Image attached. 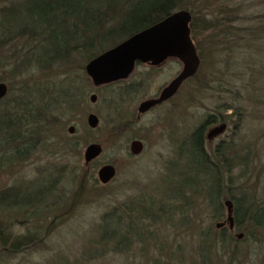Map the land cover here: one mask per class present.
<instances>
[{"label": "trees", "instance_id": "trees-1", "mask_svg": "<svg viewBox=\"0 0 264 264\" xmlns=\"http://www.w3.org/2000/svg\"><path fill=\"white\" fill-rule=\"evenodd\" d=\"M232 1L0 0V72H3L0 82L7 87L6 96L0 100V137H4V145L12 147V152L16 154L13 161L16 163L25 162L32 148L42 146L41 140L50 142L49 131L54 129L57 138H63L57 126L55 110L58 107L69 110L71 102L76 105L84 98L85 91L76 85L75 80L76 75L81 73L87 81L83 71L86 62L175 11L186 10L190 14L188 35L199 65L202 58L213 59L220 54L224 67L233 60V106L220 105L212 109V114L194 127L186 139L189 141V154L198 158L197 165L190 163L188 167L198 166L203 183L209 188L200 201L204 202L205 210L210 215V226L202 231L189 218V212L194 210V213L198 204L193 207L181 204L166 212L163 206L148 203L144 194L140 197L133 195L100 217L95 236L87 241L88 247L78 251L75 258H51L43 264H103L109 261L117 264L118 259L125 257L127 260H137L134 253L145 264H176L177 261L172 262L173 254L163 252V248L172 246L167 241L162 244L155 241L150 247L151 251H131L132 246H142L144 236L161 235L160 232L175 227L176 224L167 223L168 217L175 216L179 218L176 223L181 222L185 226L179 229L186 230L188 223L195 228L193 236L197 240L198 251L205 253L209 248L216 259L215 249L218 248L228 254V264H232L235 255L241 253L237 251L240 240L236 236L232 237L233 232H240L245 238L248 235L251 242L259 239L253 235L255 233L264 236V113L257 118L256 129L259 130L252 136L253 140L245 137L238 139L239 143L234 140L244 130L246 118L264 112V8L245 14L241 5H230ZM262 2L264 4V0ZM76 56L83 57L82 63H75ZM32 79L40 81H33L31 87L26 86ZM189 80L195 86L202 87L197 70L185 82ZM15 83L16 88H13ZM121 83L107 86L116 87L115 107L128 93L127 89L123 91L125 94L121 93L120 90L124 89L118 86ZM225 91L230 92L228 89ZM227 111L230 113L226 114ZM132 124L129 119L117 124L116 128L109 131L108 138L117 137ZM215 124L232 127V153V143L226 146L220 143L208 148V151L205 148L209 145L203 142V131ZM24 126L28 127L26 138L15 135L14 131ZM67 139L60 140L59 146L63 150L59 149V152L75 154L76 147ZM21 141L27 142L24 151L15 147ZM32 141L34 145L26 148ZM88 164L83 162V168L87 169ZM232 165L233 170H236V174L233 173V185L232 178L228 176ZM222 173L227 175L225 181ZM57 178L51 182V188L57 185ZM38 179L24 186H12L0 191V209L16 210L21 207L22 214H26L37 226L32 232L26 231L25 235L10 238L2 227L3 223H0V264H8L17 254H20L19 263L35 255L38 251L29 250L35 242H42L41 233L47 234L55 223L54 219L57 220V216H54L42 232L48 214L45 212L36 223L33 220L38 211L34 203L36 200L26 197L19 202L16 199ZM12 195L14 202L9 204ZM176 197L183 202L187 200L178 193ZM225 200L231 203L232 231L226 226L215 229L211 225L224 216ZM48 205L44 206L45 210L51 208ZM147 224L156 229L146 231L144 225ZM206 239L212 240L209 247L202 244ZM180 248L177 245L173 249L179 253ZM202 255L203 263L212 261L206 254ZM240 256L244 257L245 252ZM259 261L264 263V259Z\"/></svg>", "mask_w": 264, "mask_h": 264}, {"label": "rangeland", "instance_id": "rangeland-1", "mask_svg": "<svg viewBox=\"0 0 264 264\" xmlns=\"http://www.w3.org/2000/svg\"><path fill=\"white\" fill-rule=\"evenodd\" d=\"M262 1L233 0L230 5H241L245 14H250L263 10ZM215 57L213 59L202 58L197 68V77L201 81L202 87L195 86L190 80L185 82L168 103L141 116L137 122L129 128H124L115 138H108L109 131L116 128L119 123L128 119L132 120L136 114L137 105L142 100L152 98L163 85L177 74L180 66L176 61L168 60L157 69H149L142 65L136 66L131 76L118 85L124 88L120 90L122 94H125L123 92L125 89L128 93L116 104V107L114 103L116 87H102L93 90L91 86L89 88L88 80L85 81L78 70L80 74L76 75L75 83L85 91L84 98L76 105L71 102L69 110L59 107L55 110L57 126L61 129L63 138L58 137L47 143L44 139L41 140L42 146L32 148L30 156L25 162L16 163L13 161L16 157L10 153L12 147L4 145L5 140L1 142L4 137H1L0 191L12 186H24L39 178L37 183L27 188L26 193L21 192L18 196L15 195L16 199L19 202L25 200L26 197L36 200L34 203L38 211L37 217L33 218L36 223L45 215V212L48 214V220L43 224L42 232L48 222L57 216L50 231L47 234L41 233L42 242H35L29 250L38 251L35 255L26 257L19 263L20 254H17L15 259L8 264H31L34 262L43 264L51 258H63V256L75 258L78 251L88 247L87 241L95 236L94 232L100 217L133 195L140 197L141 194H144L148 203L153 202L156 205H161L166 212L167 209L181 204H185L187 207L198 204L194 213V210H191V213L189 210L187 211L189 218L194 220L202 231L210 226V215L205 210L204 202L200 201L209 188L203 183L204 179L201 178L198 166L188 167L190 163L197 165L198 158L189 154V141L186 139L194 127L207 115L212 114V109H216L220 105L233 106V60L224 67L220 60L221 54ZM74 60L75 63L80 64L83 57L76 56ZM1 73L3 72H0V75H2ZM36 80L39 79L28 81L26 86L31 87V83ZM13 88H16V83ZM226 89L230 92L226 93ZM92 93L95 95V100L90 103L88 97ZM229 113V111L226 112V114ZM263 113L246 118L244 130L234 139L236 143H239L238 139L242 137L253 140L252 136L259 130V128L256 129L257 118L261 117ZM88 114L95 115L98 120L94 129H90L86 125L85 118ZM218 125L220 124L209 125L204 129L203 142L205 145H209L205 148L208 151V148H212L214 145L221 143L222 146H226L232 143L230 146V153H232L233 135H231L232 127L230 125H226L221 134L210 140L205 139L207 131ZM68 126L74 128L72 135L66 132ZM64 138H68L74 144L75 154L59 152L63 148L59 146L61 145L59 142ZM133 139L142 143V150L137 156L128 154L127 146ZM91 144H98L100 152L89 162L87 169H84L82 155L85 148ZM33 145L34 141L30 142L26 148ZM104 164L114 167L115 176L102 187L96 181L95 174L96 170ZM233 173L235 175L236 170H233L232 165L228 175L232 178V185ZM222 174L225 181L227 175ZM56 177H58L55 183L57 185L51 188V182ZM177 193L187 200L185 202L179 200L176 197ZM11 198L13 199H10L9 204L14 202L13 195ZM46 204H49L48 206L51 208L45 210ZM20 208H17L18 210L0 209V223H3L2 227L10 238L14 235H25L26 231L32 232L33 228H37L26 214H22L23 211ZM224 218L225 214L217 223L223 222ZM177 221L179 218L176 216L168 217L167 223L176 224L175 227L160 232L161 235L144 236L141 241L142 246L140 247L138 244L132 246L131 251H151L150 247L152 248L155 241L161 244L167 241L172 246L167 249L163 248V252L173 254L172 262L177 261L176 264H205L200 257L203 256L202 254H206L212 260L209 264H228V254L222 253L218 248L215 249L216 259L209 248L205 253L198 251L197 240L193 236L195 228L188 223L186 230L185 228L179 229L185 226H182L181 222L176 223ZM215 224H211L212 228H215ZM144 227L148 232L156 229L155 226L148 227V224ZM238 234L240 232H233L232 237ZM253 235L259 238L258 241L251 242L248 235L246 238L241 235L237 251L245 252V256H240L241 253L235 255L232 264H264L259 261L264 259V236L261 233ZM33 238L36 237L33 236ZM211 241V239H206L202 244L208 246ZM177 245L181 246L179 253L173 249ZM134 255L137 260H133V258L127 260L125 257V259H118L117 264L120 262L122 264H145L138 254L134 253ZM103 264L114 263L109 261Z\"/></svg>", "mask_w": 264, "mask_h": 264}, {"label": "water", "instance_id": "water-1", "mask_svg": "<svg viewBox=\"0 0 264 264\" xmlns=\"http://www.w3.org/2000/svg\"><path fill=\"white\" fill-rule=\"evenodd\" d=\"M189 21L190 14L186 10H178L169 14L157 23L131 35L89 60L84 66L86 77L96 88L126 79L136 63L156 67L167 59H173L180 64L177 74L161 88L156 97L140 102L136 113H142L160 104L174 96L180 85L193 76L198 68L199 60L188 35ZM6 94L7 87L3 82H0V100ZM88 100L93 103L95 95L90 94ZM85 121L88 128L94 129L98 120L95 115L88 114ZM224 129V124L212 127L207 131L205 139L210 140L221 134ZM66 132L71 135L74 128L68 126ZM141 149L142 145L139 141L133 140L128 144V151L132 156H136ZM99 152L98 144L87 146L82 155L83 162L89 163ZM95 175L96 181L105 185L114 178L115 170L112 165L104 164L96 170ZM223 205L225 208L224 221L216 223L214 227L219 229L226 224L228 229H232L231 203L225 200ZM240 237V234L236 236L237 239Z\"/></svg>", "mask_w": 264, "mask_h": 264}, {"label": "flooded vegetation", "instance_id": "flooded-vegetation-1", "mask_svg": "<svg viewBox=\"0 0 264 264\" xmlns=\"http://www.w3.org/2000/svg\"><path fill=\"white\" fill-rule=\"evenodd\" d=\"M168 60H172V61H175V60H173V59H167V60H165L164 62H162L160 65H158V66H156V67H151V66H148L147 64H140V63H136V64H134V67H133V69H132V71H131V73L128 75V77L126 78V79H124V80H120V81H116V82H112V83H110V84H107V85H102V86H99V87H93L92 85H91V83H90V81H89V79L87 78V80L89 81V85L91 86V88L93 89V90H97V89H99V88H102V87H107V86H109V85H114V84H116V83H118V82H124V81H126L130 76H131V74L133 73V71H134V68L136 67V66H138V65H142V66H144V67H147V68H149V69H157V68H159L160 66H162L166 61H168ZM177 62V61H176ZM178 63V62H177ZM179 64V63H178ZM179 66H180V64H179ZM85 74V73H84ZM86 76V75H85ZM175 76V75H174ZM171 80V79H170ZM169 80V81H170ZM168 81V82H169ZM167 82V83H168ZM166 83V84H167ZM184 83V82H183ZM183 83L180 85V87L183 85ZM165 84V85H166ZM165 85H163V86H165ZM162 86V87H163ZM161 87V88H162ZM179 87V88H180ZM161 88L156 92V94L153 96V97H156L157 96V94L159 93V91L161 90ZM179 90V89H178ZM177 90V91H178ZM93 94V93H92ZM175 95V94H174ZM6 96V95H5ZM4 96V97H5ZM3 97V98H4ZM152 97V98H153ZM2 98V99H3ZM173 98V96L172 97H170V98H168V99H166L165 101H163V102H161L160 104H158V105H156V106H154V107H152V108H149V109H147L146 111H144V112H142V113H139V114H135V116H134V118L132 119V123H135V122H137L139 119H140V117L141 116H143V115H145V114H147V113H149L150 111H152L153 109H155L156 107H159V106H161V105H164V104H166V103H168L171 99ZM1 99V100H2ZM148 99H150V98H148ZM146 100V99H145ZM142 101H144V100H142ZM141 101V102H142ZM138 106V105H137ZM137 108V107H136ZM136 110V109H135ZM28 127L26 126H24V127H22L21 129H16V131H14V133H15V135L17 134V135H22L21 137H23V138H26V136L28 135ZM49 137H50V139H56L57 138V134H56V130H52V131H49ZM52 135V136H51ZM72 135V134H71ZM1 138V137H0ZM133 140H136V141H139V140H137V139H133ZM133 140H131V141H133ZM4 141V139H2L1 140V142H3ZM130 141V142H131ZM50 142H51V140H50ZM140 142V141H139ZM27 143V142H26ZM24 141H21L20 143H17L16 144V148L18 149V150H22V151H24V145L26 144ZM141 143V142H140ZM4 144V143H3ZM129 144V143H128ZM141 145H142V143H141ZM127 148H128V146H127ZM142 150V149H141ZM141 152V151H140ZM139 152V153H140ZM11 154H14V155H16L14 152H10ZM138 153V154H139ZM128 154H129V151H128ZM137 154V155H138ZM18 155H22V153H18ZM129 155H131V154H129ZM136 155V156H137ZM132 156V155H131ZM226 226V224H224V226L223 227H221V228H224ZM227 227V226H226ZM228 229V228H227ZM229 231H232L233 230V227H232V229H228Z\"/></svg>", "mask_w": 264, "mask_h": 264}, {"label": "bare ground", "instance_id": "bare-ground-1", "mask_svg": "<svg viewBox=\"0 0 264 264\" xmlns=\"http://www.w3.org/2000/svg\"><path fill=\"white\" fill-rule=\"evenodd\" d=\"M176 94V93H175Z\"/></svg>", "mask_w": 264, "mask_h": 264}]
</instances>
